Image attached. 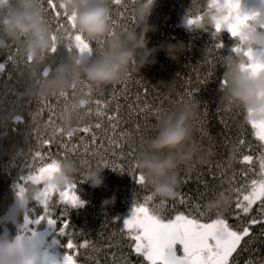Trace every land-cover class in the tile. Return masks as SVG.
I'll return each mask as SVG.
<instances>
[{
  "label": "trees",
  "instance_id": "obj_1",
  "mask_svg": "<svg viewBox=\"0 0 264 264\" xmlns=\"http://www.w3.org/2000/svg\"><path fill=\"white\" fill-rule=\"evenodd\" d=\"M122 3L127 5L128 11L125 12V16L128 19L121 17L117 21L119 25L117 30L136 27L137 0H122ZM209 3L210 0H157L149 21L155 29L148 33L149 47L183 41L184 51L177 59H171L165 51L160 50L155 54V63H147L142 68L131 67L132 76L128 79L126 90L125 85L120 82L99 91L93 90L91 96L83 98L90 101L101 99V111L104 115L95 114L94 103L80 108L78 114H74L71 119L70 127L77 129L71 140H68L66 132L63 137L57 133L54 137L55 142L44 145L43 148L39 147L40 139L52 136L57 127H64L66 130L69 128V124L62 116L65 101L63 98L47 96V103L53 109L50 112L48 107L41 103V97L31 94L32 86L37 83L31 75V66L24 62L25 55L22 50L20 49V59L16 64L6 58L7 49L0 50V62L6 65L5 70L0 71V234L7 230L10 235H14L18 224L23 220L24 208L17 206L14 183L17 176L23 174L20 169L29 158V153L40 150L47 154L50 151L63 157L65 155L63 145L69 143L79 146L82 142L81 137L83 143L92 149L91 137L92 133H95L97 147L93 150L98 151L99 157L104 158L109 166L97 167L98 157L92 155V151H89L86 157L82 156L83 148L77 153L68 154L67 158L75 160L79 166L74 183L77 185V194L85 202L82 206L68 208L69 231L76 233L74 242L77 244L82 245L85 239L90 242L89 248L80 247L75 254L77 264H124L125 260L131 261V264H145L143 258L132 251L127 230L123 228L122 222L131 214L135 202L142 203L144 197L154 191L147 183H138L139 171L134 178L127 165L135 164L144 140L155 135L161 116L186 106L189 99L192 101L191 105L196 106L191 121L193 135L205 149L212 148L214 155L203 163L193 160L181 166L177 195L166 198L168 207H171L172 202L184 197L185 200H189L190 205L200 204L203 211L208 200L217 193L227 192L231 196L227 188L233 180L239 183L240 173L248 168L242 162L243 155L254 156L253 167L259 172L256 158L260 154V142L254 137L251 125L247 122L246 110L241 111L235 107L227 109L221 100L219 90L225 71L223 58L232 52L235 38L231 37L227 30H222L218 33L217 39L210 31L195 25L190 26L187 22L191 15H204L208 12ZM6 7L7 5H0V17L4 15ZM111 7L114 17L116 9L113 4ZM206 27L211 28V25ZM2 35L3 32L0 30V36ZM218 42L224 44L223 49L214 48L213 45ZM15 47L18 46L15 44ZM93 47H96L95 43ZM69 55L61 45L56 54L48 55L38 70L50 67L51 76L58 64ZM145 88L148 89L147 93L144 92ZM188 91L194 93L193 97L185 96ZM68 92L69 99H73L70 89ZM182 97L185 103L180 102ZM79 98L81 97L78 94L75 100ZM146 104L151 108V112L141 111L145 109ZM88 107L92 109L91 114L85 115L82 120L78 119V115H83ZM156 109H160L159 119L155 115ZM37 112L39 116L36 115ZM17 116H20L19 121L16 119ZM109 116H117L118 120L109 122ZM97 124H100V128L95 127ZM111 124H116L115 137L123 146L122 154L121 150L112 149L108 143L113 137ZM137 124L140 125L139 131ZM85 126L90 127L89 133L82 131ZM121 132L128 135L121 138L119 135ZM240 139H243L245 144L239 146L237 150ZM132 148L137 149L136 154H131ZM83 159L89 162L82 163ZM10 161L11 167L8 166ZM113 162L123 167V171L111 168ZM101 167H104L105 182L101 187L94 188L90 182H86V174L89 169ZM206 184L209 188L214 187L215 191L201 198L200 193L205 191ZM234 200L235 197H232L227 211L211 210L208 216L215 218L219 213L228 219L229 224H236L237 220L233 214ZM52 202L55 205L52 209L53 218H56L64 210L65 205L59 202L56 194L53 195ZM154 203H159V199H155ZM29 206L36 207L37 214H42L40 206L34 200L29 201ZM15 207L16 211L12 214ZM177 209L185 211V206L177 204ZM256 209L257 206L254 205L248 215H256ZM202 222L210 220L206 218ZM260 228L261 225L252 226L255 241L249 250L241 251L244 247L242 241L241 248L237 249V253H233V257L238 259V264H247L250 259H264V236L260 235ZM39 229L48 232L46 238L52 242L53 251L63 256L65 249L61 245L66 244L67 237H59L60 242L57 244L54 243L56 237L48 225L42 222ZM248 239L249 237H245V241Z\"/></svg>",
  "mask_w": 264,
  "mask_h": 264
},
{
  "label": "snow or ice",
  "instance_id": "obj_2",
  "mask_svg": "<svg viewBox=\"0 0 264 264\" xmlns=\"http://www.w3.org/2000/svg\"><path fill=\"white\" fill-rule=\"evenodd\" d=\"M14 0H0V5H7L4 9V14L7 9L10 8ZM43 6L46 8L48 17H50V23L53 30L52 40L53 45L49 51V54H56L59 46H64L66 51L71 54L74 51H79L81 54L87 55H99L103 50V44L100 41L95 42L96 47L90 45L89 41L82 35L77 29L74 21V13L64 6L62 0H41ZM112 4L116 9L115 16L111 17V23L113 30H117L119 25L117 21L125 16V12L128 11L127 5L122 3V0H112ZM212 8L223 11V16H213L211 28L202 26V20L204 15L194 14L188 19V24L195 25L204 28L206 31H210L211 35L218 37V33L222 30L230 32L231 37L235 38V47L232 48V52H240L242 49L236 43L240 39L241 27L247 24L250 18V12L242 9V0H210L208 4V11ZM124 30H127L125 27ZM214 48L223 49V43H215ZM8 56L6 57L11 63L16 64L19 62L20 48L15 47V43H12L7 48ZM264 55V48L258 49L255 52L245 51V55L249 58V63L242 65V67L248 69L253 74L264 71V59L258 56ZM224 59V58H223ZM24 62L31 66L33 61L30 56L24 57ZM6 65L0 62V71L5 70ZM52 69L50 67H44L41 70L31 72L35 82L41 83L46 81ZM132 76V69L129 68L124 77L119 81L121 84L126 85L128 79ZM220 85L226 86L227 80L223 79ZM100 88L94 87L87 80H82L79 86L75 84L71 87V97L69 99V92L61 91L53 93L52 96L63 98L65 101L64 109L62 112L63 119L69 124V128L66 130L64 127H57L54 129L52 136L45 139H40L39 147L43 148L44 145H51L55 142L54 137L57 133L66 136L70 141L73 133L77 129L70 127L71 119L74 114H78V110L86 105L94 103L96 105V115L103 116L104 112L101 111L102 100L96 99L90 101L83 97L91 96L93 90L99 91ZM148 89L145 88L144 92L147 93ZM81 97L78 100L75 98ZM194 93L188 91L185 96L191 98ZM115 96V91L113 92ZM181 103H185L183 97L180 100ZM41 103L48 107L52 112V106L47 103V97H41ZM192 101L189 99L186 105H191ZM119 106L117 105V111ZM241 111H245L243 108L235 107ZM151 112V108L146 104L145 109ZM42 111V109H41ZM92 109L86 108L83 115H78V119L82 120L85 115H90ZM247 122L251 125L254 137L260 142V154L256 158L259 164V172L253 167L254 156L243 155L242 162L248 166L240 173V182L235 180L229 185L227 191L231 193L230 200L235 197L233 214L237 220L236 224H229L228 219L216 214L215 218L208 216L211 209L206 206L201 211L200 204L190 205L189 200H185L184 197H180L178 201H174L171 207H168V201L166 198L157 197L153 192L151 195L144 197L143 202H135L131 211V215L123 220V228L127 230L128 239L130 240V247L132 251L143 258L145 264H238V259L233 257V253H237V249L241 248V242L244 241V247L241 251L250 249V246L255 241V236L252 234L253 225H261L260 235L264 236V121H257L250 118L251 110H247ZM39 116V112L36 114ZM155 115L157 119L160 118V109H156ZM17 121L20 120V116L16 117ZM109 122L118 120L117 116H109ZM51 119L49 123H51ZM96 128H100V124L95 125ZM113 131V137L108 140V143L112 146V149L121 150L122 145L115 137L116 124H111ZM140 125L137 124V131H139ZM82 131L89 133L90 127L85 126ZM120 137L127 136V133L121 132ZM96 135L92 133L91 143L93 148L89 149L88 145L83 143V137H81V144L65 143L63 145L65 155L59 157V154H52L50 151L47 154L42 153L40 150L29 153V158L24 161L23 167L14 183L15 195L17 197L18 204L24 208L23 220L18 224L14 235L5 230L0 234V264H5V258L9 255H18L21 257L22 264H77L75 254L80 247L85 249L90 247V242L84 240L83 244H77L74 242V231H69L70 220L67 217V210L69 207H79L85 202L82 201L76 192L77 185L75 183L69 184L63 189L57 190L54 185L49 184L47 181L51 178L52 174L57 170L58 164L61 160L68 158V154L79 152L80 148L84 149L81 154L86 157L89 151H92V155L98 157L97 167L101 165L109 166L108 162L99 157V152L94 151L96 145ZM142 139V138H141ZM245 144L243 139L238 141L237 150L239 146ZM102 147V146H100ZM104 151H109L104 149ZM137 149L132 148L131 154H136ZM115 155V152L112 153ZM126 159V158H125ZM82 163L87 164L89 161L83 159ZM9 167L12 166L11 161ZM128 170L135 174L139 171L138 183L145 184V178L143 173L134 164L129 163L127 165ZM219 167V165H218ZM111 168L115 170L123 171V167L115 164H111ZM38 186V191L35 194L33 200L40 206L42 214H37L38 209L36 207L29 206V199L27 198V192L30 187ZM215 188H209L205 185V191L200 193V197L208 195L209 192H214ZM58 196L59 202L65 205L64 210L59 216L53 218L54 204L52 202L53 195ZM155 199H159V203H154ZM177 204L184 205L185 211H179ZM256 205V215L249 216L253 210V206ZM166 213H173L169 216ZM209 219L210 222H202L204 219ZM59 221V227H58ZM42 222L48 225L49 230L56 237L54 243H59V237H67L66 244H62L61 247L65 249L62 259H57L53 256L49 250L48 243L44 237L48 233H41L39 231ZM245 237H249L245 241ZM177 246H180L182 254H177ZM124 264H131V261L125 260ZM247 264H264V259L249 260Z\"/></svg>",
  "mask_w": 264,
  "mask_h": 264
},
{
  "label": "clouds",
  "instance_id": "obj_3",
  "mask_svg": "<svg viewBox=\"0 0 264 264\" xmlns=\"http://www.w3.org/2000/svg\"><path fill=\"white\" fill-rule=\"evenodd\" d=\"M156 2L137 0V26L114 31L111 23L112 0H62L64 6L74 13L76 27L90 45L100 41L103 50L99 55L74 51L58 64L46 81L34 84L31 94L52 96L53 93L71 89L73 84L79 86L82 80L100 89L116 84L129 68H142L147 63H155V54L160 50L165 51L169 58L177 59L185 49L183 41L149 47L148 33L155 30L149 21ZM223 14L222 10L210 9L203 17L202 26L211 24L213 16ZM0 30L3 32L0 50L15 43L24 55L32 58L31 72L45 63L53 45V30L41 0H14L0 17ZM236 43L242 50L230 52L224 57L223 79L227 80V85L219 86L221 100L229 110L234 107L251 110V119L264 121V71L253 74L242 67L249 63L245 51L255 52L264 48V7L250 11V18L241 27L240 39ZM195 107L186 105L161 116L155 135L144 140L135 159V165L143 173L146 183L159 197L177 195L182 165L193 160L203 163L214 155L212 148L205 149L193 135L191 121ZM103 171L104 167L89 169L86 182H90L94 188L101 187L105 182ZM78 172L79 166L75 160H61L47 182L60 190L74 183ZM38 190V186L29 188V201L33 200ZM112 202H115L114 196ZM230 203V194L220 192L208 200L207 206L223 212L227 211ZM5 264H22L21 257L9 255L5 258Z\"/></svg>",
  "mask_w": 264,
  "mask_h": 264
},
{
  "label": "rangeland",
  "instance_id": "obj_4",
  "mask_svg": "<svg viewBox=\"0 0 264 264\" xmlns=\"http://www.w3.org/2000/svg\"><path fill=\"white\" fill-rule=\"evenodd\" d=\"M257 7H264V0H242V9H243L244 11H248V12H250V11L254 10L255 8H257ZM258 56H259L260 58L264 59V55H260L259 52H258ZM17 206H20V205L18 204V201H17ZM15 211H16V207H15V210H13L12 214H13ZM130 215H131V214H130ZM130 215H129L128 217H130ZM128 217H127V218H128ZM39 231H40L41 233H48L46 230L43 231L42 229H39ZM46 237H47V235L44 237V239H45V241L48 243L49 250H50L51 254H52L53 256H55L57 259H62L63 256H59L58 253H56V252L53 251L52 242H51V241H48ZM177 254H178V255L182 254V251H181L180 246H177Z\"/></svg>",
  "mask_w": 264,
  "mask_h": 264
}]
</instances>
